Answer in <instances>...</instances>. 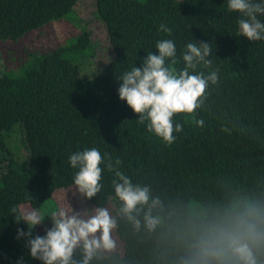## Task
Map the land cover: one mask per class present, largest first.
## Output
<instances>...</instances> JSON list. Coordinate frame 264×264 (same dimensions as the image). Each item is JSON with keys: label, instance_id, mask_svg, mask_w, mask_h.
<instances>
[{"label": "trees", "instance_id": "1", "mask_svg": "<svg viewBox=\"0 0 264 264\" xmlns=\"http://www.w3.org/2000/svg\"><path fill=\"white\" fill-rule=\"evenodd\" d=\"M78 1L0 0V40H18L59 20ZM94 2L114 52L103 72L82 78L67 56L87 45L86 32L73 45L35 56L18 76L0 72V264H41L29 255V237L17 239L18 230L27 233L23 222L14 221L22 214L19 207L40 208L54 190L74 185L78 169L69 158L92 148L102 156L103 187L86 202L105 207L113 197L111 164L134 185L148 186L160 203L152 210L159 218L152 230L144 225L146 206L134 213L139 229L118 213L122 252H99L90 264H218L199 255L210 226L254 210L264 232V40L240 35L239 14L228 10V0ZM258 19L264 22V15ZM163 39L176 46L177 63L169 59L166 66L177 72L185 66L188 43L209 42L211 65L189 71L218 75L201 107L173 116L174 128L180 124L182 131L173 132L171 144L149 132L148 122L139 123L118 97L119 78L141 67L149 52L156 54ZM17 146L24 149L22 159L13 153ZM254 251L257 264H264V241ZM82 258L76 249L74 264Z\"/></svg>", "mask_w": 264, "mask_h": 264}, {"label": "clouds", "instance_id": "2", "mask_svg": "<svg viewBox=\"0 0 264 264\" xmlns=\"http://www.w3.org/2000/svg\"><path fill=\"white\" fill-rule=\"evenodd\" d=\"M228 10L238 13L240 35L247 41L264 40V22L258 16L264 15V0H228ZM160 31L171 35L172 30L165 25ZM211 54L209 42L188 43L183 54L185 66L179 72L166 66V60L171 64L175 59L176 46L172 40L163 39L156 44V54L149 52L141 67L133 66L119 78L118 97L138 116V122L147 121V130L155 134L166 144L174 141L173 132L182 131V126H173L175 114H192L204 103L205 92L209 81L217 83V72H211L207 77L203 72L190 74V69H196L203 63L211 65L206 59ZM203 126L204 121H195ZM102 156L98 149L92 148L77 152L70 156L69 163L76 172L73 184L76 191L85 200H91L101 192L100 183ZM116 164H120L117 160ZM115 179L113 198L119 202L118 213L131 221L136 229L141 226L140 219L134 213L146 206L143 221L147 229H154L159 218L152 215L160 201L152 198L148 186L134 185L130 178L121 171L108 165ZM15 212V209H13ZM258 214L249 210L243 214L210 226L207 233L199 241V255L206 259H215L218 264H257L254 249L264 241V232L259 230ZM51 220V227L45 230L43 236H32V230L41 225L45 218ZM16 224L23 222L27 233L18 230L20 236L29 237L27 248L32 259L41 264H74L73 254L76 249L82 252L80 264H90L97 253L111 252L116 247L112 237L117 227V218L104 206L74 211L69 205L68 210H57L50 215H44L37 209L25 210L14 219Z\"/></svg>", "mask_w": 264, "mask_h": 264}, {"label": "rangeland", "instance_id": "3", "mask_svg": "<svg viewBox=\"0 0 264 264\" xmlns=\"http://www.w3.org/2000/svg\"><path fill=\"white\" fill-rule=\"evenodd\" d=\"M85 32L88 34L87 45L79 52H70L67 56L76 64L82 78L91 79L103 72L114 57L106 28L98 16L94 0H79L73 10L65 17L44 24L26 33L18 40H0V72L12 77L18 76L25 66L32 63L35 56L47 54L60 47L73 45L75 39ZM13 139L19 140L20 143L18 135L13 136ZM7 146L12 150V146L9 144ZM23 150L17 146L13 153L22 159L20 154ZM25 159H27V152ZM27 205L22 204L19 207L20 210L23 209L22 213L25 210H30ZM68 205L76 212L95 208L86 202L76 191L75 186L72 185L54 190L50 198L38 209L42 214L50 215L60 209L68 210ZM105 207L114 217H117V201L113 197L108 199ZM49 222H51L50 218L46 217L41 225L32 230V236L41 233ZM26 231H28L27 227ZM112 237L116 242V247L111 252L101 251L105 255L122 252V244L117 238L115 230Z\"/></svg>", "mask_w": 264, "mask_h": 264}]
</instances>
